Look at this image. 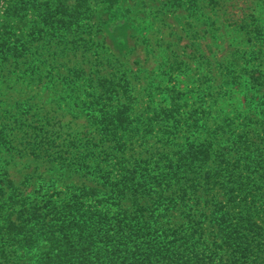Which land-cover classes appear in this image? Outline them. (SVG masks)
Returning <instances> with one entry per match:
<instances>
[{"label":"trees","instance_id":"1","mask_svg":"<svg viewBox=\"0 0 264 264\" xmlns=\"http://www.w3.org/2000/svg\"><path fill=\"white\" fill-rule=\"evenodd\" d=\"M117 2L7 0L0 20L16 16L33 29L15 33L4 28L5 19L1 21L0 72L20 58L36 59L37 64L55 44L74 40L79 46L85 38L77 30L91 6L104 4L100 17H109ZM9 72L5 69L0 75V84ZM42 73L36 72V80ZM250 73L253 84L264 80L259 67ZM114 84L99 76V93L92 88L95 95L88 102L100 137L114 141L112 151L100 156L87 142L77 145L69 151L68 162L59 164L73 170L76 180L52 190L43 188L44 180L37 184L36 196L20 198L16 204L13 181L0 179L3 245L14 254L24 247L36 249L33 262L14 256L8 264H264V113L257 127L250 116L229 119L218 123V139L212 135L168 147L174 156L145 163L133 155L134 145L125 143L138 128L127 107L103 110L113 101L111 92L118 93ZM80 85L67 86V95L79 92ZM164 111L165 118L172 117L164 131L171 133L180 119ZM195 115L191 121L196 128L207 125L205 110ZM144 124L149 127V120ZM1 251L7 255L4 246Z\"/></svg>","mask_w":264,"mask_h":264},{"label":"rangeland","instance_id":"2","mask_svg":"<svg viewBox=\"0 0 264 264\" xmlns=\"http://www.w3.org/2000/svg\"><path fill=\"white\" fill-rule=\"evenodd\" d=\"M190 2L176 6L169 0H118L109 17L102 18L104 4L92 5L77 30L85 38L79 46L74 40L55 44L37 64L36 59L20 58L5 66L0 75L5 69L10 72L0 84V179L13 181V203L32 199L44 180L43 188L50 190L76 180L73 170L59 164L68 162L69 151L77 145L87 142L100 156L112 151L114 141L100 137L89 113L93 109L88 102L96 89L99 93V76L113 80L118 91L111 92L113 101L103 110L127 107L138 128L125 143L134 145L133 155L145 163L174 156L168 147L212 135L218 139V123L229 119L250 116V123L259 125L264 80L253 84L250 71L264 70V0ZM6 4L0 0V12ZM3 19L8 31L33 29L16 16L2 17L0 23ZM74 82L82 84L80 91L67 95V86ZM164 110L180 119L171 133L164 131L172 123ZM197 110L208 113L206 126L196 128L191 121ZM148 120L150 126L145 127ZM1 239L0 264L14 256L29 262L36 258L35 248L10 253L13 249Z\"/></svg>","mask_w":264,"mask_h":264}]
</instances>
